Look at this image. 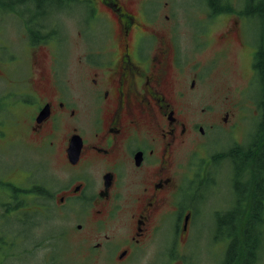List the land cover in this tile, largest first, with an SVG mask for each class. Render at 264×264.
<instances>
[{
    "label": "flooded vegetation",
    "instance_id": "1",
    "mask_svg": "<svg viewBox=\"0 0 264 264\" xmlns=\"http://www.w3.org/2000/svg\"><path fill=\"white\" fill-rule=\"evenodd\" d=\"M76 3L83 10L77 39L84 49L76 55L74 80L64 75L62 63L57 67L64 36L56 24H47L48 11L38 9L26 25L29 38L23 48L33 68L20 73L25 87H14V98H6L13 109L27 112V132L37 146L53 151L58 143L65 166L76 170L70 182L51 195L47 185L21 190L29 200L36 194L50 195L58 214L49 217L48 206L29 205L43 214L41 224L53 222L22 254L32 256L30 264H126L167 235L172 240L161 255L169 264H186L182 253L193 202L190 197L189 207L182 206L181 195L198 186L195 176L209 180L224 160L232 168L226 154L193 152L194 145L203 148L202 137L216 129L234 134L247 109L258 117L257 124L264 115L263 24L259 42L250 39L252 20L264 21V5L259 7L258 0H201L186 14L178 0ZM238 44L251 59L245 87L231 86L240 98L205 120V111H214L208 104L201 109L203 119H195L190 97L209 68L204 53L212 46L210 58L217 59L226 47ZM10 54L9 62L22 63ZM44 108L47 115L41 117ZM73 135L82 140L74 164L67 154ZM243 201L248 204H231L238 211L246 207L238 218L241 223L264 221L262 191L261 197L249 195ZM238 211L230 218L236 220ZM26 222L29 228L22 240H31L39 225L31 218ZM50 227L54 230L46 232ZM249 241V261L258 264L263 242L257 246L256 236ZM228 246L229 241L223 260Z\"/></svg>",
    "mask_w": 264,
    "mask_h": 264
},
{
    "label": "rangeland",
    "instance_id": "2",
    "mask_svg": "<svg viewBox=\"0 0 264 264\" xmlns=\"http://www.w3.org/2000/svg\"><path fill=\"white\" fill-rule=\"evenodd\" d=\"M200 2L201 0H178V6L183 9L184 13L189 14L195 4ZM27 10H32L30 4L28 7L19 5L11 12H4L0 9V218L5 215L0 221V264L31 263L32 256L22 253L53 221L48 220L46 224H41L43 214L37 210L38 208H32L29 205L44 204L50 208L47 211L49 217L58 215L53 210L50 195L57 187L70 182V178L76 173V170L65 166L58 143L53 151L37 146V139L27 132V112H20L17 108L13 109L11 102L6 99L14 98L12 91L15 89V83L24 84L25 79L20 73L28 72L30 68H33L32 57V60H29L27 53L23 52L24 45L29 38L25 22L30 21V16L24 15ZM82 12V8L77 3L69 9L48 11L47 24H56L61 35L64 36L59 48L60 58L57 61V67L61 69L60 64L62 63L64 75L68 74L72 80H74L72 73L76 68V55L80 51L83 53L84 49L77 39L79 35L78 14ZM262 29L260 20L253 19L250 27L252 43L259 42ZM212 48V46L208 48L203 55L209 67L204 75L205 80L201 81L198 91L190 97L192 106L189 109L199 121L203 119L204 114L201 109L208 104L212 105L214 111L206 110L205 120L215 118L220 109L222 112L225 111L230 101L238 100L240 95L237 91L232 92L231 86L234 85L235 88L241 89L245 87L249 77L247 65L250 64L251 59L247 57L244 46L230 45L226 47L224 53L218 55L217 59L210 58ZM50 50L46 49L47 55L50 54ZM8 53L21 58L22 63L14 65L9 62L8 57L11 60V54L8 56ZM252 93L255 95L256 91L253 90ZM245 113H247L246 118L239 121L234 134L216 129V132L202 137L203 148L196 144L193 152L211 151L216 154L225 152L234 143L247 145L250 138L255 136L256 127L260 122L256 123L258 117L254 118V113L249 109ZM242 134H244L243 138ZM227 163L230 164L228 160H224V163L213 169V175H210L209 180L200 175L195 176L194 178L199 180L198 186L194 184L196 188L193 185L190 194L182 193L181 195L182 206L186 204L189 207L190 197L193 202L191 230L186 239V245H184L186 251L182 253L186 256V264H224L225 262L223 254L227 241L217 236L225 228L226 230L231 229L234 225L224 223L226 226H222L219 233H217L216 225L218 222L223 223L225 210L231 206L232 202L237 200L248 204L239 198L242 190L235 188L233 182L229 180L233 170ZM10 184L20 191H12ZM34 186L49 187L50 195H44L45 197L42 198L41 195L36 194L37 198L29 200L28 196L24 195L25 192L21 190L26 187L35 188ZM25 199L27 200L24 201ZM13 209L15 210L12 213H5ZM30 218L39 226L33 228L34 237L31 240L28 238L22 240L29 228L26 219ZM4 226L9 229L7 232L6 228L2 229ZM52 228L54 227H50L46 232L54 230ZM171 240L172 238H168L167 235L157 238L148 246V250L135 254L126 264H169V259L162 255L168 250ZM261 240L263 250L259 252L258 264H264V235L261 236ZM178 242L181 244V236ZM15 253L17 256H14ZM178 261L180 263V258Z\"/></svg>",
    "mask_w": 264,
    "mask_h": 264
},
{
    "label": "trees",
    "instance_id": "3",
    "mask_svg": "<svg viewBox=\"0 0 264 264\" xmlns=\"http://www.w3.org/2000/svg\"><path fill=\"white\" fill-rule=\"evenodd\" d=\"M209 1L211 2L212 0ZM258 1V6L262 7L264 5V0ZM76 2L77 0H0V9L4 12H11L18 8L19 5H25L28 7L30 4L32 10L36 11L32 13L27 10L24 15H29L30 18L33 19L38 14V9H48V11H58L62 8L69 9ZM30 23H32V21L25 22L26 25ZM261 23L264 25V21H261ZM48 29L50 32L49 34H53V29H51V27H48ZM14 86L18 89L25 87L24 84L19 83H16ZM221 153L226 154L232 163L233 172L231 173V178L229 180L233 182L235 188H242L239 198L245 200V198H249V195L253 197H261V191L264 193V115L256 127L255 136L250 138L247 145L234 146L232 144V146H229L225 152ZM10 188L12 191H20L14 185H11ZM14 197L16 198L17 196ZM235 202H232V204ZM245 209L246 207H243L238 211L237 207L234 208L231 205L225 210L223 223L218 222L216 225L217 233H219V229L222 228V226H226L224 223H232L234 225L233 228L227 230L224 227L225 230L217 236L220 239L223 238L226 241H229L224 264H251L249 259L251 258L252 246L249 239L252 241L256 236V243L257 246H259L261 236L264 235V221L257 220L253 222L250 220V222L241 223L238 220ZM14 210L15 209L7 210L5 213H12ZM258 210L259 208L256 207V211ZM235 211H238L239 215L236 217V220H233L230 217ZM247 213L248 215H251L250 210H247ZM3 217H5V215L1 216L0 221L3 220ZM5 228L6 227L4 226L2 229L4 230ZM7 230L9 229L6 228L5 231L7 232ZM236 250H238V253H236ZM233 253L235 254V259Z\"/></svg>",
    "mask_w": 264,
    "mask_h": 264
},
{
    "label": "water",
    "instance_id": "4",
    "mask_svg": "<svg viewBox=\"0 0 264 264\" xmlns=\"http://www.w3.org/2000/svg\"><path fill=\"white\" fill-rule=\"evenodd\" d=\"M45 115H47V110L44 108L41 112L40 115L41 117H44ZM81 147H82V140L80 138V136L78 135H73L68 149H67V154L68 157L71 161V163H76V161L78 160L79 156H80V151H81ZM188 215L185 216V220L188 219Z\"/></svg>",
    "mask_w": 264,
    "mask_h": 264
}]
</instances>
